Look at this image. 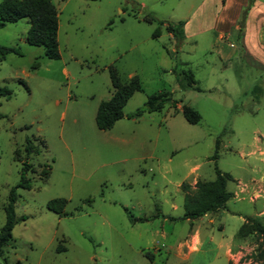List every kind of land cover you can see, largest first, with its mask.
Here are the masks:
<instances>
[{
	"label": "rangeland",
	"instance_id": "374dc122",
	"mask_svg": "<svg viewBox=\"0 0 264 264\" xmlns=\"http://www.w3.org/2000/svg\"><path fill=\"white\" fill-rule=\"evenodd\" d=\"M50 1L57 60L25 42L28 20L0 29V45L19 52L0 60V88L11 91L0 98V229L23 163L31 184L15 190L0 264H225L227 247L231 264H260L261 238L236 237L248 218L264 225V27L261 38L252 24L244 31L247 1ZM148 13L163 22L157 39ZM178 22L180 42L164 30ZM110 66L122 83L137 76L142 91L103 131L94 118L113 92ZM188 75L199 91L185 88ZM162 91L170 102L160 112L127 118ZM183 105L197 124L184 120ZM26 140L37 154L26 155ZM214 167L232 177L225 209L179 220L180 185L214 180ZM55 199L67 201L62 216L47 209ZM127 213L148 221L131 223ZM194 231L200 251H179Z\"/></svg>",
	"mask_w": 264,
	"mask_h": 264
},
{
	"label": "trees",
	"instance_id": "16d2710c",
	"mask_svg": "<svg viewBox=\"0 0 264 264\" xmlns=\"http://www.w3.org/2000/svg\"><path fill=\"white\" fill-rule=\"evenodd\" d=\"M94 1V0H90ZM254 0H247L246 10H248ZM245 10V11H246ZM28 20L29 28L26 33L25 42L30 46L43 47L44 56L50 60L59 58L57 44V12L50 0H0V29L6 24H13L21 20ZM147 23H155L158 27L152 33V38L157 39L160 36V29L163 22L156 19L151 13L144 17ZM183 22L176 24L166 23L164 30L170 34L176 42L183 40ZM8 54H19L18 49L14 47H5L0 45V60L4 59ZM112 94L106 101L99 103L95 113V124L99 130H110L114 124L123 118V108L129 98L136 92L142 91L137 76L131 77L127 82L122 83L113 66L108 67ZM188 85L187 89L199 91L195 86V82L191 75L185 77ZM11 91L6 87L0 88V98H9ZM170 102V95L167 92H158L146 98L145 103L133 114L127 118H137L144 113L160 112L164 105ZM180 114L184 120L195 125L200 121L199 114L191 107L183 105ZM1 117V116H0ZM43 145V142H40ZM24 151L26 155L37 154L39 149L30 140L25 141ZM218 141L215 143L214 154L212 160L217 156ZM26 164H22L20 169V178L15 188L9 191L8 200L3 208L5 221L0 229V254L2 249L12 240V230L16 224L15 203L17 200L16 189H30L31 184L25 178ZM214 180L195 183L191 187L187 183L180 185L183 196V215L179 220L193 221L207 214H213L225 209L226 202L232 197L227 191V183L232 181V177L223 173L214 167ZM67 201L64 199H55L47 204V209L59 216L63 215ZM131 223L146 222V218H134L127 213ZM249 233H255L261 238L262 250L259 252L260 264H264V225L255 218H248L239 227L236 237L244 238ZM148 256V255H147ZM231 264V263H228Z\"/></svg>",
	"mask_w": 264,
	"mask_h": 264
},
{
	"label": "crops",
	"instance_id": "0c3cea01",
	"mask_svg": "<svg viewBox=\"0 0 264 264\" xmlns=\"http://www.w3.org/2000/svg\"><path fill=\"white\" fill-rule=\"evenodd\" d=\"M246 5L247 4H245L244 6H246ZM238 15H237V17H238ZM263 22H264V6L262 7L261 5H258V3L255 2V0H254L252 6L247 10V12L245 13V16H244V31L246 30V28H248V26H247L248 24L249 25L252 24L250 26V29H249V31L253 33L252 38H256V37L261 38L262 36L260 35L261 34L260 32L262 31V27H264ZM247 31H248V29H247ZM168 36L170 39L174 40V38L170 34H168ZM258 46H263V45H258ZM193 172H194V169H191L189 171V173H193ZM189 184H190V186H193L195 184V181L192 180L191 182H189ZM208 215H213V214H207V215H204L202 217H206ZM202 217H200V218H202ZM200 218H198V219H200ZM164 219L166 220V218H164ZM182 221H189V220H182ZM208 222L211 223L212 220H209ZM187 240L188 241H185L184 243L178 245L179 251L181 250V248L183 246L188 247V253L189 254L192 252H199L200 251L202 244L200 241L199 233L197 231L190 232L189 235L187 236ZM231 250L232 249L230 247H227L224 251L225 264L230 263L229 255H230Z\"/></svg>",
	"mask_w": 264,
	"mask_h": 264
}]
</instances>
